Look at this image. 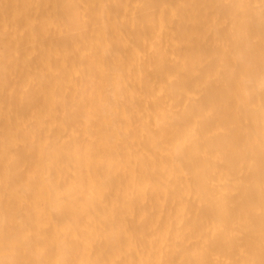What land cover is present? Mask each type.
<instances>
[{"label":"bare ground","instance_id":"bare-ground-1","mask_svg":"<svg viewBox=\"0 0 264 264\" xmlns=\"http://www.w3.org/2000/svg\"><path fill=\"white\" fill-rule=\"evenodd\" d=\"M0 264H264V0H0Z\"/></svg>","mask_w":264,"mask_h":264}]
</instances>
